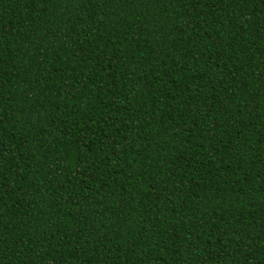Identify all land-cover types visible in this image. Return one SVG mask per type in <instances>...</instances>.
Returning <instances> with one entry per match:
<instances>
[{"label": "trees", "instance_id": "trees-1", "mask_svg": "<svg viewBox=\"0 0 264 264\" xmlns=\"http://www.w3.org/2000/svg\"><path fill=\"white\" fill-rule=\"evenodd\" d=\"M0 264H264V0H0Z\"/></svg>", "mask_w": 264, "mask_h": 264}]
</instances>
